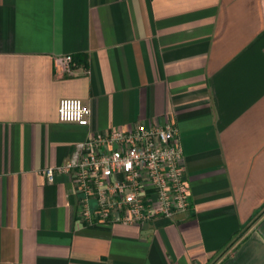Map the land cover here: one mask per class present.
I'll return each instance as SVG.
<instances>
[{"label":"crops","instance_id":"obj_1","mask_svg":"<svg viewBox=\"0 0 264 264\" xmlns=\"http://www.w3.org/2000/svg\"><path fill=\"white\" fill-rule=\"evenodd\" d=\"M142 122L178 128L189 209L85 223L44 168ZM0 264H264V0H0Z\"/></svg>","mask_w":264,"mask_h":264},{"label":"built area","instance_id":"obj_2","mask_svg":"<svg viewBox=\"0 0 264 264\" xmlns=\"http://www.w3.org/2000/svg\"><path fill=\"white\" fill-rule=\"evenodd\" d=\"M58 63L68 72L76 65L72 55ZM58 112L63 122L90 125L92 109L79 98L61 99ZM43 173L51 182L59 173L73 177L83 196L80 218L87 224L142 226L154 218H172L191 205L179 130L170 122L95 133L78 143L63 164L45 167Z\"/></svg>","mask_w":264,"mask_h":264}]
</instances>
